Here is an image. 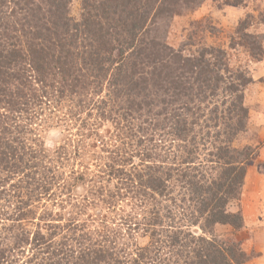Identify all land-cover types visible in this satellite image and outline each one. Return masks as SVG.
<instances>
[{
    "label": "trees",
    "instance_id": "obj_1",
    "mask_svg": "<svg viewBox=\"0 0 264 264\" xmlns=\"http://www.w3.org/2000/svg\"><path fill=\"white\" fill-rule=\"evenodd\" d=\"M53 1L57 3L53 4L55 10L48 9V19L37 17L33 21L25 17L18 23L0 20V109L10 113L7 116L9 121L3 120L0 114V264H237L235 256L229 255L225 250L231 251L223 244L206 236H196L190 228H184L195 225L201 226L204 232H210L209 228L218 223L239 224L243 220L241 211L231 213L227 206L239 198L247 159L245 154L240 156L232 146L238 129L230 128V132L214 130L209 145L197 142L195 130L200 124L194 118L195 113L190 111V105L197 106L205 97L200 98L202 85L198 84L199 90H196L190 82L185 86L182 78L176 81L178 85L172 91L179 105L178 113L170 114L165 100H162L161 110L152 117L148 116L145 123L150 119L159 120L160 123L172 121L175 129L173 135L176 136L173 141H181L178 152L183 149L181 152L187 160L180 161V164L173 162L171 165L174 167L167 168L164 163L152 164L150 154L134 156L132 151H115L113 161L116 163L105 165L106 169L99 176L101 179H117L114 188L109 186L113 180L106 179L107 184H103L100 183L103 180L96 183L92 178L95 182H89L87 196L83 199L93 201L97 197L104 202L103 208L107 213L98 219L92 217V222L96 224L90 226L83 222L86 219L83 216L87 213L83 210L68 213V217L64 218L48 209L49 206L40 211L39 200L44 197L54 196L52 199L55 198L57 203L60 196L54 187L61 178L54 164L60 158L41 148H34V138L29 136L36 135L33 126L36 124L35 118L42 112L44 99L50 100V97H55L54 93H58L60 102L71 99L75 103L79 94L94 98L97 92L91 90L93 85H97L96 89L103 88L105 79L110 75L106 89L111 96L115 94L113 100L119 103L123 93L133 98L126 107L119 104V108L127 115L129 113L131 119L135 118L133 112L145 107H160L159 103L147 102L151 97L146 90L148 85L130 84L134 77L124 68L134 70L135 65L140 64L143 70L149 71L161 64L160 72L155 75L159 80L155 84L160 85V89L164 87L167 82L165 47L153 38L139 37L138 33L144 29L147 15L176 13L180 2L123 0L122 10H127L129 4L131 6L127 19H116L114 22L112 13L118 15L117 0H96V3L102 2L103 5L96 7L95 14L86 16V13L80 22L71 25L64 7L65 0ZM86 5L89 6L88 3ZM26 7L29 5L26 4L24 9ZM20 8L23 9L21 4L11 14L15 15ZM37 10L41 12L42 8L38 7ZM8 18H4L5 21ZM90 24H94L95 28ZM113 28L116 30L111 31ZM95 29L101 34L94 33ZM126 30L132 33L126 36L123 33ZM81 34L90 36L91 49L86 45L78 48L74 40L83 39ZM137 40L139 43L136 44ZM129 49L133 50L131 56L137 57L134 60L127 59ZM116 51H119L117 57ZM120 61H129L130 64L124 66ZM117 62L118 67H114ZM113 69L117 70L116 73ZM195 81L199 83L197 79ZM44 82L47 83L46 87H41L40 84ZM139 87L141 91H146L139 95L137 101ZM211 87L207 89L213 90ZM39 89L42 90L41 94L38 93ZM134 89L136 92H132ZM103 91L104 88L99 90L97 96ZM185 96L189 97L188 102L183 101ZM77 106L79 109L86 107L83 110H88L89 114L92 110L108 111L95 100L92 105L85 106L79 98ZM233 108H229L228 116L233 113L239 116V107ZM79 109L71 115H80L83 110ZM190 113L192 118L188 119ZM82 122L83 127L89 125L87 120L83 119ZM243 124L244 119L239 124L244 129ZM152 125L155 128L165 127L156 122ZM91 134H95V131ZM145 135L142 134V137ZM176 147L177 144H171L169 150ZM63 154L58 156L64 158ZM134 157L140 162L132 161ZM128 163H132L131 171L125 168ZM182 165L184 168H180ZM168 170H175L176 175L178 172L186 173L193 179H173L174 175L167 173ZM73 174H76L74 188L90 178L87 171ZM171 179L185 181L189 186L185 199L187 204H191L189 208H193L189 214L181 202L172 196L174 193L171 189L165 192L166 184L171 185ZM70 189L69 185L66 186V191ZM162 201H170V205H164ZM109 213L118 215L116 221L110 217L107 219ZM109 222H113L117 228L109 226ZM139 240H143V245ZM172 248L179 249V252L170 260L167 253Z\"/></svg>",
    "mask_w": 264,
    "mask_h": 264
},
{
    "label": "rangeland",
    "instance_id": "obj_2",
    "mask_svg": "<svg viewBox=\"0 0 264 264\" xmlns=\"http://www.w3.org/2000/svg\"><path fill=\"white\" fill-rule=\"evenodd\" d=\"M99 2L96 3V0H65L64 7L71 19V25L80 22L86 13V16H93L96 7L103 5L102 2ZM55 3L57 2L53 0H0V20L3 19L4 23H10V21L18 23L21 18L25 17H28L29 20L33 19V21L37 17L48 19L50 18L48 9L55 10L53 6ZM19 4L21 7L23 6V9L20 8L15 15L11 14L13 10H17ZM26 4L29 7L24 9ZM117 4L116 10L120 19L118 15L112 13V16H115L114 22L116 19H127V11L131 8L129 4L127 10H122L123 0H117ZM38 7L42 8L41 12H38ZM175 11L176 13L174 11L169 13L158 12L147 15L146 25L143 30H140L142 32L138 33L139 37L153 38L165 47L164 62L167 66L165 68L167 82H165L164 87L160 89L161 86L155 84L159 80L158 76L155 75L160 72L161 64L150 68L149 71L143 70V66L140 64L135 65L134 70L124 68L134 77L130 84L148 85L146 90L148 94H151V97L147 102L159 103L160 107L155 108L152 105L145 107L140 111L133 112L132 115L135 118L131 119L129 113L127 115L124 110L119 108V104L126 107L131 104L133 98L129 97L128 93H123L119 97V103H116L113 100L115 94L111 96V93H108V89H106L107 81L111 79L110 75L105 79L104 91L99 96L97 94L103 88L97 87L96 89L97 85H93L91 90L97 92L94 98L79 94L75 103L71 99L60 102L58 101L60 100L58 93H54L55 97H50V100L44 99V103L41 105L42 112L35 118L36 124L33 126L36 135L30 134L29 136L34 138V148H41L46 150L48 154L60 158L54 164L57 172L61 174V178L54 187V191L60 196L57 203L55 198L52 199L54 196L51 198L44 197L39 200L40 211L45 206H49L48 209H52L55 214L58 212L64 218L68 217V213H79L80 210H83L87 212L83 216L86 218L83 222L85 221L90 226L96 224L92 222V217L98 219L107 213L103 208V206L105 207L104 202L97 197H94L93 201H83V199L87 196L89 182H95L92 178L98 183L101 179L99 176H102L100 172L106 169L105 165L114 162L115 151L118 153L123 151L130 153L132 151L134 156L150 154L152 164L164 163V167L167 168L173 166L171 165L173 162L180 164V161L187 160L186 155L181 152L183 149L178 152L181 141H173L176 136L173 135L175 129L172 121L160 123L159 120L150 119L145 123L149 118L148 116L152 117L155 112L161 110L162 100H165V107L171 112L170 114L178 113L179 105L176 103L172 91L178 85L176 81L182 78L185 86L190 82L196 90H199L198 84L202 85L203 93L200 98L202 100L205 97L203 99L205 101H199L197 106L190 105L192 108L190 111L195 113L194 118L200 124L195 130L198 136L197 142H204L209 145L214 130L225 129L230 132V128L238 129L239 131L232 140V146L236 148L239 155L241 154L240 156L245 154V159H247L245 163L246 174L239 198L231 201L227 206L231 213L241 211L244 215L243 220L239 224L218 223L209 228L210 232H204L201 226L195 225L184 226V228H190L189 230H192L196 236H206L208 239L223 244V247L228 248L231 253L225 251L233 258L235 256L237 264H263L264 0H180ZM7 16L10 19L5 21L4 18ZM90 25L95 28L94 24ZM26 28L28 29L29 26L26 25ZM94 33L99 34L100 31L95 29ZM123 33L127 36L132 31L126 30ZM81 36L83 39L74 40L78 48L86 45V48L91 49L90 36L86 37L84 34ZM137 43H139L138 40ZM131 51L133 50H128L127 59L134 60L133 58L137 57L131 56ZM118 52H115V57L118 56ZM120 62L124 66L130 64L129 61ZM117 65L118 62L114 67H118ZM113 70L116 73L117 70ZM196 79L199 83L195 81ZM46 85L45 82L40 84L41 87H46ZM209 86H212L213 90L207 89ZM205 89L207 91L204 92ZM135 90L132 92H136ZM137 90L139 92L136 95L138 101L139 95L146 90L141 91L140 87ZM188 92L191 91L188 90ZM38 93L41 94L42 90L39 89ZM192 95L190 94V96ZM79 98L83 100L85 106L87 104L92 105L95 100L96 103L98 102L103 106V109H108V111L102 113L100 110L98 112L91 109L93 112L90 111L92 113L89 114L88 110H83L86 107L79 109L80 107L77 106ZM188 98L185 96L183 101L188 102ZM236 106L240 109L237 112L240 115L236 116L233 113L228 116L229 108L234 107L235 110ZM77 109L83 111L80 115L76 114L77 117H73L71 114L75 113ZM0 114H2L3 120L9 121L7 119L9 112L0 109ZM191 114L188 119L192 118ZM125 117L129 119L127 120ZM83 119L84 121L87 120L88 126H82ZM242 119H244V129L239 126ZM155 122L165 127L150 126L151 123ZM121 125L123 126L121 127ZM89 127H91L90 130ZM152 127L153 129H151ZM94 131L95 134H91ZM142 134L146 135L142 137ZM171 144H177L176 149L169 150ZM59 152L61 153L59 154ZM61 154L64 155V158L58 156ZM132 161L140 162L137 157H134ZM126 166L127 170H132V163H128ZM180 168H184V166L182 165ZM78 171H87L90 178L74 188L73 180L76 174L73 173ZM167 173L171 176L174 175L173 179L177 177L185 181H188V178L193 179L186 173L178 172L179 174L176 175L175 170H168ZM106 179L113 180L109 182V186L114 188L117 179L106 177L101 179L103 181L100 183L107 184ZM185 181H172L171 179V185L166 184L165 192L168 193L171 189L174 193L172 196L181 202L180 204L185 207L186 213L189 214L193 208H189L191 207L190 202L187 204L185 201L188 197L186 189L190 190ZM68 185L69 189H74L66 191ZM162 202L164 205H170V201ZM117 216L115 213H109L107 219L110 217L116 221ZM108 225L117 228L113 222H109ZM139 241L142 244L143 240ZM257 246L260 247V250ZM178 252L179 249H170V253H167L168 258L173 260Z\"/></svg>",
    "mask_w": 264,
    "mask_h": 264
},
{
    "label": "crops",
    "instance_id": "obj_3",
    "mask_svg": "<svg viewBox=\"0 0 264 264\" xmlns=\"http://www.w3.org/2000/svg\"><path fill=\"white\" fill-rule=\"evenodd\" d=\"M257 247H259V246H257ZM259 250H260V247L258 248ZM260 258V257H259ZM263 264H264V262H263Z\"/></svg>",
    "mask_w": 264,
    "mask_h": 264
}]
</instances>
